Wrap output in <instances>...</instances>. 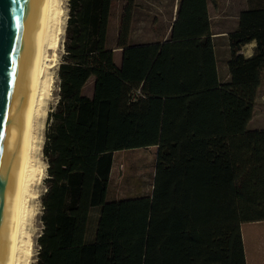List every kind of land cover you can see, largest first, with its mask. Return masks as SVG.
<instances>
[{
	"label": "trees",
	"instance_id": "16d2710c",
	"mask_svg": "<svg viewBox=\"0 0 264 264\" xmlns=\"http://www.w3.org/2000/svg\"><path fill=\"white\" fill-rule=\"evenodd\" d=\"M207 3L178 0L165 41L133 43L135 0H122L110 47L114 0H68L36 264H256L264 223L240 226L264 221V129H248L264 0H246L226 34L225 81ZM148 147L151 193L107 202L113 154Z\"/></svg>",
	"mask_w": 264,
	"mask_h": 264
},
{
	"label": "rangeland",
	"instance_id": "374dc122",
	"mask_svg": "<svg viewBox=\"0 0 264 264\" xmlns=\"http://www.w3.org/2000/svg\"><path fill=\"white\" fill-rule=\"evenodd\" d=\"M209 1V0H208ZM171 0H135V4L142 5L138 9L134 10L133 22H132V42L133 43H152L157 41H165L167 38L166 32L169 29V11L163 10L164 17L158 18L160 12L158 10L164 9L159 3H170ZM149 4H152L150 6ZM122 0H114V7L112 15L109 21L108 27V39L109 46L114 47L115 39L119 27V21L121 18ZM137 7V6H136ZM213 8V4H211ZM217 12L214 16L217 18L214 20L215 26L213 31L226 32L228 34L237 25V18L239 12L242 9V0H216ZM166 9V8H165ZM59 10L61 17V31L59 35V41L54 49L49 51L50 58L53 56V68L48 70L49 77V92L45 99L44 105V117L41 122V146L39 149V155L37 157V167L40 170L36 184L33 183L31 187V196L27 202L28 220L25 223V231L22 236V241L29 239V258L28 264H36V257L38 251L37 238L42 231V204L41 196L45 193L46 185L44 180L47 178L46 168L47 163L43 155V145L45 142V131L47 124V117L50 112L53 111L57 99H58V77L57 69L60 63L61 56L63 55V42L65 36V27L68 17V0H59ZM213 13V12H212ZM214 14V13H213ZM155 21H154V20ZM213 46L215 50L216 66L218 77L221 81H225L227 78L226 61L229 58L227 36L213 38ZM250 51V47L246 46L241 49L244 56L247 57ZM120 51H114V61L119 63ZM249 130L264 129V71L261 79V85L257 91V96L254 102L253 116L248 124ZM156 159V148L148 147L133 150H124L115 152L112 157V169L110 179L108 183V190L106 195V201H118L125 199H132L135 197L147 196L152 190V181ZM39 160V163H38ZM96 215L93 214L95 220ZM92 219V222H93ZM91 224V229L94 226ZM255 223H244L240 226L250 227ZM246 264V261H245ZM256 264H264V248L259 252Z\"/></svg>",
	"mask_w": 264,
	"mask_h": 264
},
{
	"label": "water",
	"instance_id": "95a60500",
	"mask_svg": "<svg viewBox=\"0 0 264 264\" xmlns=\"http://www.w3.org/2000/svg\"><path fill=\"white\" fill-rule=\"evenodd\" d=\"M41 0H0V264H9L13 200Z\"/></svg>",
	"mask_w": 264,
	"mask_h": 264
},
{
	"label": "bare ground",
	"instance_id": "6f19581e",
	"mask_svg": "<svg viewBox=\"0 0 264 264\" xmlns=\"http://www.w3.org/2000/svg\"><path fill=\"white\" fill-rule=\"evenodd\" d=\"M61 26L59 0H41L39 38L30 73L27 111L21 143L19 179L13 200L9 264H28L30 257L29 239L24 242L22 236L25 231V223L28 220L27 202L31 196V187L38 179L40 172L36 165H38L37 157L41 146V122L44 117L45 99L50 93L48 70L53 68V56L50 58L48 52L57 46Z\"/></svg>",
	"mask_w": 264,
	"mask_h": 264
},
{
	"label": "crops",
	"instance_id": "0c3cea01",
	"mask_svg": "<svg viewBox=\"0 0 264 264\" xmlns=\"http://www.w3.org/2000/svg\"><path fill=\"white\" fill-rule=\"evenodd\" d=\"M159 4H160L161 7H165L166 9L165 8L164 9L162 8V9L158 10L160 12V16L158 18H161V17H164L165 16L162 13L163 10L169 11L170 12L169 13V20H170V25L169 26L171 27L172 24H173V22L176 19V13H177V8H178V0H171L170 3H165V4L159 3ZM211 4H213V8H211ZM149 5L152 6V4H149ZM139 6H142V5H139ZM139 6H138V4H135L134 10L138 9ZM215 7H216V0H209L208 3H207V12H208V20L210 22L211 31L213 33V35H212V41H213V38H219V37L226 36V32L213 31V26H215V23H216V22H214V20L217 18V16H214L215 13L217 12V9ZM246 7H247L246 0H242V9H241V11L244 10V9H246ZM133 15H134V13H133ZM132 20H133V17H132ZM168 31H167V33H168ZM246 46H249L250 47V51H249V53L247 55V57H249V56H251V54L253 52L254 43L248 44ZM246 46H244V47H246Z\"/></svg>",
	"mask_w": 264,
	"mask_h": 264
}]
</instances>
